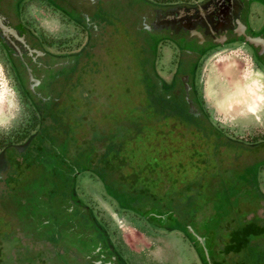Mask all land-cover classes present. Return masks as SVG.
<instances>
[{
	"label": "rangeland",
	"instance_id": "obj_1",
	"mask_svg": "<svg viewBox=\"0 0 264 264\" xmlns=\"http://www.w3.org/2000/svg\"><path fill=\"white\" fill-rule=\"evenodd\" d=\"M21 11L24 24L45 46L70 51L83 44L81 30L46 3L40 0L26 1ZM110 39L113 40V47L115 45L121 52L133 51L135 46L146 42L142 34L134 35L121 27L114 30ZM157 54V66L163 67L170 57V49L163 47ZM194 78L204 111L225 136L247 146L264 140V76L258 72L241 45L220 46L209 51L199 62ZM243 78L245 84H249L250 100L246 105L247 110L230 112L226 106L219 108L215 101L226 91H230L234 79ZM212 81L216 84L213 86L216 90L214 96L207 94ZM123 101L130 108L126 110V114L123 113L124 119L127 122L142 119L144 123L139 138L129 142L134 151L131 163H141L151 156L161 158L157 168L159 173L154 174L158 175L159 179L153 188L160 195L171 188L172 179L188 173L195 160L192 151L199 150V157L208 154L210 143L204 142L199 133L192 128L182 127L173 118L162 119L151 114L149 110H143L145 102L138 95L130 93ZM78 114L71 117L80 119V125L73 133L77 142L91 138L96 133L95 130L96 134L103 132L101 125L105 123L106 118L103 117L102 99L88 103V107L81 109L80 116ZM36 126L35 112L26 102L25 96L17 92L10 75L4 46L0 42V148L23 143ZM212 139L213 137L210 140ZM230 144L232 145L231 142ZM100 148L98 146V149ZM260 156L264 158L261 154L243 152L234 158L230 152H224L220 158L222 167L225 168L222 178L230 180L232 185L227 181L223 185L225 188L221 190L218 178H213L206 190L210 202L203 195L197 198V215L189 220L195 231L194 238L199 230L205 232V264H264V164L256 162V159L263 160ZM240 167H245L242 173ZM30 170L34 172L29 179L40 180L42 168L36 165ZM93 176L87 171L76 174L73 184L75 196L106 226L109 241L121 252L127 264H202L200 259L203 257L199 254L194 239L192 246L176 232L149 227L139 216L117 210L108 199L110 195L105 191L102 182ZM2 188L0 182V195L3 194ZM20 188L18 186L17 193L10 192V195L16 196L18 210L24 213L22 220L11 215L7 205L9 202L6 200L8 198L0 196V264H13V252L22 244L43 250L41 247L44 240L40 239H44L47 236L45 234L49 233L47 231L51 230L46 225L47 218L41 223L43 215L48 214L45 196L39 195L37 200L20 205L19 201L22 202V198L29 195ZM212 199L216 201L215 207ZM51 204L56 210L64 211L66 216L72 217L66 210L70 207L72 213L74 208L68 197H56ZM75 217L77 219L78 216ZM65 224L70 226L69 223ZM39 226L40 236L37 233ZM19 232L30 242L27 238H22ZM62 244L67 247L64 241ZM58 251L59 249L54 248L53 253ZM105 253L102 258H93V253L86 261L81 257L80 259L82 264H102V260L98 259H104L110 254L108 251ZM74 256L76 257V254L69 250L67 253L51 255L43 264H56L58 260L63 261L62 259L72 261Z\"/></svg>",
	"mask_w": 264,
	"mask_h": 264
},
{
	"label": "trees",
	"instance_id": "obj_2",
	"mask_svg": "<svg viewBox=\"0 0 264 264\" xmlns=\"http://www.w3.org/2000/svg\"><path fill=\"white\" fill-rule=\"evenodd\" d=\"M91 42L81 48L83 42L76 49V58L69 72L59 77L51 88L50 100L40 109L38 131L31 136L26 148L17 154L22 159L16 161L11 155H6L3 194L0 196L8 198L5 199L9 202L7 205L11 215L22 220L24 214L18 210L16 196L10 195V192L17 193V187L20 186L21 191L29 194L22 198V202L19 201L20 205L37 200L39 195L45 196V203L48 204L46 225L51 229L47 231L49 233L45 234L47 236L44 239H40L44 240L41 247L43 250L22 244L13 252V264H43L51 255L67 253L69 250L76 257L72 261L58 260L56 264H82L80 254L71 246L64 247L62 244L79 227L89 234L78 240V244L90 245L98 242L100 246L116 254L117 264H127L121 252L109 241L106 226L75 196L73 184L76 174L81 171L90 172L102 182L105 191L111 196L106 197L117 210L139 216L149 227L176 232L193 246L194 231L191 230L192 223L189 219L197 215V198L203 195L208 199L206 190L213 178H218L221 190L225 188L223 185L227 181L230 183V180L222 178L225 168L220 161L221 155L228 151L235 158L243 152H255V143L247 146L232 140L216 127L208 115L205 120L188 110L177 84L186 74L176 66L179 54L172 44L155 40L150 47L140 43L133 51L121 52L115 45L113 47L110 37L99 40L94 38ZM163 47L170 49V57L163 67H159L157 53ZM194 84L197 86L196 82ZM196 92L199 96L197 89ZM130 93L143 98V110H149L151 114L162 119L173 118L182 127L192 128L199 133L204 142L210 143L208 154L199 157V150L192 151L195 160L188 173L172 179L171 188L160 195L153 188L159 179L154 174L159 173L157 168L161 158L151 156L141 163H131L134 151L129 142L139 138L144 123L142 119L131 122L124 119L123 113L126 114V110L130 108L123 99ZM97 99H102L103 117L106 118L101 125L103 132L96 134L95 130L96 133L91 138L77 142L73 133L80 125V119L71 117L77 113L80 116L81 109ZM199 100L201 102L200 98ZM202 110L206 113L204 108ZM98 146L101 148L98 149ZM36 165L42 168L39 175L41 178L30 180L33 178L29 179L28 172ZM245 167L239 168L241 173ZM21 175L22 178L18 179L17 176ZM56 197H68L73 202L71 218L64 211L53 207L51 201ZM208 201L210 202L209 199ZM153 210L162 214L169 213L164 225L149 220L148 215ZM75 216H78L77 219ZM21 237L27 238L22 234ZM54 248L59 251L53 253ZM1 258L0 254V262ZM200 260L205 264L203 259Z\"/></svg>",
	"mask_w": 264,
	"mask_h": 264
},
{
	"label": "flooded vegetation",
	"instance_id": "obj_3",
	"mask_svg": "<svg viewBox=\"0 0 264 264\" xmlns=\"http://www.w3.org/2000/svg\"><path fill=\"white\" fill-rule=\"evenodd\" d=\"M30 0H0V15L13 29H17L26 48L19 50V55H12L5 49L13 84L20 95L33 108L37 117V126L21 144H9L0 148V182L6 173V157L21 160L17 155L24 150L31 136L40 126V109L51 98V88L59 77L69 72L76 58V49L65 51L45 46L39 37L24 24L21 16L23 4ZM54 11L63 15L81 30L84 44L92 39L110 37L114 30L123 28L134 35L142 34L143 44L150 47L155 40L172 44L178 54L176 66L184 70L188 83V98L195 108L198 118L207 114L201 108L194 81L199 62L209 51L220 46L241 45L250 60L264 76V0H40ZM181 6L193 8L191 18L177 20V11ZM155 16L172 17L170 24L148 25L151 13ZM205 14L201 19L199 14ZM145 21V22H144ZM147 21V23H146ZM145 23V24H144ZM4 46V45H3ZM66 61V63H62ZM178 81V88L184 99L183 81ZM32 88V89H30ZM31 93H30V92ZM187 106V103L184 99ZM255 155H264V140L254 145ZM7 155V156H6ZM261 157V156H260ZM263 160L256 159L264 164ZM34 170H29L32 177ZM73 210V209H72ZM106 249V248H105ZM112 264H117L116 254Z\"/></svg>",
	"mask_w": 264,
	"mask_h": 264
},
{
	"label": "water",
	"instance_id": "obj_4",
	"mask_svg": "<svg viewBox=\"0 0 264 264\" xmlns=\"http://www.w3.org/2000/svg\"><path fill=\"white\" fill-rule=\"evenodd\" d=\"M92 1H95V0H92ZM175 10L177 11V14H178L177 17H175L177 18V20L181 19L185 21L186 19L191 18L192 15H194L193 8L181 6ZM169 15L170 14H167V16L165 17H162L161 15L155 16V14L152 12L150 15V21L148 22V25L153 24V25H156V27H158V25L163 22L166 24L167 23L170 24V22H172L173 19ZM204 15L205 14L200 13L198 17L202 19ZM0 42L4 45L5 49L9 51V53L12 55L13 54L19 55V50H23L24 48H26V46L23 43L22 38L18 35L17 29L16 30L13 29V27L10 26V24L6 21V19L2 15H0ZM62 63H66V61H62ZM183 89H184V99L187 103L188 110L191 113H194L195 108L192 105L190 99L188 98V83H187L186 77L183 81ZM212 200H213L214 207H215L216 201L214 199ZM66 210L68 211V214L72 216L70 207H67ZM148 218L152 223H155L158 225H164L166 223V220L169 218V213L162 214V213L157 212L156 210H153L149 213ZM46 220H47L46 216L43 215V219L41 223L45 222ZM40 230H41V227L40 226L37 227V233L39 236L41 235ZM191 230L194 231L193 228ZM88 234H89L88 231L84 230L82 227H79L64 242L67 245V247L73 246L74 250L79 251L80 257L83 261L90 259L93 253H94L93 258H102V256L106 254L105 253L106 251L104 248L100 246L98 242L90 244V245L78 244V240H80L81 238H83V236L88 235ZM197 234L198 235H195L194 241L197 245L199 254H201L204 260V257L207 259L205 250H204V239L206 238L205 232L203 230H199V233ZM98 260H102V264H112L114 261V255L109 254L108 257L104 259H98Z\"/></svg>",
	"mask_w": 264,
	"mask_h": 264
},
{
	"label": "crops",
	"instance_id": "obj_5",
	"mask_svg": "<svg viewBox=\"0 0 264 264\" xmlns=\"http://www.w3.org/2000/svg\"><path fill=\"white\" fill-rule=\"evenodd\" d=\"M210 85L212 86V88L208 89L207 94H210V96H214V93L216 90H215V87H213V86H216V84L214 83V81H212L209 84V87H210ZM248 87H249V84L248 85L245 84V78H243L242 80L241 79H234L232 82V87H231L230 91H226L221 96V98L215 102L217 103L219 108L226 106V108L230 109V112L247 110L248 106H246V105L249 102L248 100H250Z\"/></svg>",
	"mask_w": 264,
	"mask_h": 264
},
{
	"label": "bare ground",
	"instance_id": "obj_6",
	"mask_svg": "<svg viewBox=\"0 0 264 264\" xmlns=\"http://www.w3.org/2000/svg\"><path fill=\"white\" fill-rule=\"evenodd\" d=\"M212 88V86L210 85L209 89ZM243 105V104H242Z\"/></svg>",
	"mask_w": 264,
	"mask_h": 264
},
{
	"label": "clouds",
	"instance_id": "obj_7",
	"mask_svg": "<svg viewBox=\"0 0 264 264\" xmlns=\"http://www.w3.org/2000/svg\"><path fill=\"white\" fill-rule=\"evenodd\" d=\"M5 130V132L7 131V129H4Z\"/></svg>",
	"mask_w": 264,
	"mask_h": 264
}]
</instances>
